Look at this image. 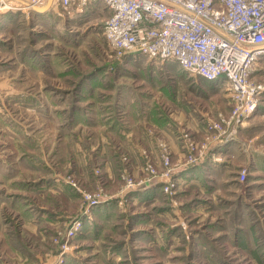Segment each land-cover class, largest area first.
Returning <instances> with one entry per match:
<instances>
[{
	"label": "rangeland",
	"instance_id": "rangeland-1",
	"mask_svg": "<svg viewBox=\"0 0 264 264\" xmlns=\"http://www.w3.org/2000/svg\"><path fill=\"white\" fill-rule=\"evenodd\" d=\"M111 14H0L4 78L52 77L44 128L38 94L0 87V264H264V92L237 118L222 81L120 55Z\"/></svg>",
	"mask_w": 264,
	"mask_h": 264
},
{
	"label": "built area",
	"instance_id": "built-area-1",
	"mask_svg": "<svg viewBox=\"0 0 264 264\" xmlns=\"http://www.w3.org/2000/svg\"><path fill=\"white\" fill-rule=\"evenodd\" d=\"M22 1L29 10L48 7V0ZM96 1L112 12L103 34L120 55L174 61L192 77L222 81L239 104L237 118L256 107L264 92L252 80L264 59V0H52L48 11ZM11 2L0 0V14Z\"/></svg>",
	"mask_w": 264,
	"mask_h": 264
},
{
	"label": "crops",
	"instance_id": "crops-1",
	"mask_svg": "<svg viewBox=\"0 0 264 264\" xmlns=\"http://www.w3.org/2000/svg\"><path fill=\"white\" fill-rule=\"evenodd\" d=\"M129 56L131 57H142V56H138V55H133V54H128ZM29 57H33L31 55H29ZM27 57V58H29ZM25 58L26 56H24V61H25ZM40 58V57H39ZM36 59V57H34L33 60H31L29 62V69H27L25 67L24 71L20 73V71L18 70V67L17 69H13L10 73V76L8 78H4L3 76V71L0 70V87L1 85H3V82H6L4 81L5 79H7V84L8 85H11L12 87V91L13 93H21V92H32L34 94H38L40 97H41V100L39 101L37 107L39 108V115L38 117H34L32 120H31V124H34V125H37V126H42L43 128L46 126V123L47 121H50V117H46V112L45 109L43 108H46V100L49 101L50 99L47 98L46 94L48 92H50V87L52 86L51 85V71H48L49 69H45V68H36V66H38V64H33L32 61L34 62ZM44 59V58H43ZM18 60V59H17ZM16 62V60H14ZM22 60V62H20V66H21V63L24 62ZM60 74H59V77H66L67 79V71L66 70H60L59 71ZM58 72V73H59ZM6 75V74H5ZM55 79H58V77H56ZM73 79H76V78H73ZM75 85L78 84L80 82V79L79 80H75ZM61 79H60V84H61ZM79 84L82 85V83L80 82ZM43 107V108H42ZM30 108V107H28ZM41 108L43 110H41ZM35 109V108H33ZM40 121V122H39ZM39 122V123H38ZM61 121H60V127L61 126ZM161 128H165L166 125L164 124H160L159 125ZM116 131V130H115ZM33 135V134H31ZM177 149V148H176ZM178 151V149H177Z\"/></svg>",
	"mask_w": 264,
	"mask_h": 264
},
{
	"label": "bare ground",
	"instance_id": "bare-ground-1",
	"mask_svg": "<svg viewBox=\"0 0 264 264\" xmlns=\"http://www.w3.org/2000/svg\"><path fill=\"white\" fill-rule=\"evenodd\" d=\"M13 1L14 2L13 3L11 2L10 5H6L3 10H7V9H10V8H12V9H15V8L20 9V8H22L23 10L25 9L26 11L29 10V6L27 5L26 1H23L25 3H22L21 2L22 0H13ZM50 2H51V0H48V6L51 5ZM16 4H19V5H16ZM38 8H40V7H38Z\"/></svg>",
	"mask_w": 264,
	"mask_h": 264
},
{
	"label": "water",
	"instance_id": "water-1",
	"mask_svg": "<svg viewBox=\"0 0 264 264\" xmlns=\"http://www.w3.org/2000/svg\"><path fill=\"white\" fill-rule=\"evenodd\" d=\"M51 3H52V0H51L50 4H51ZM27 5H28V4H27ZM28 6H29V5H28ZM29 7H30V6H29ZM48 9H49V6L46 7V8H38V7H35V6L32 7V10H34V11L37 12V13L46 12Z\"/></svg>",
	"mask_w": 264,
	"mask_h": 264
}]
</instances>
